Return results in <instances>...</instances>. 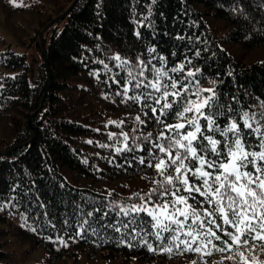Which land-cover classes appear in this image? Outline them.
I'll return each instance as SVG.
<instances>
[{"label":"trees","instance_id":"obj_1","mask_svg":"<svg viewBox=\"0 0 264 264\" xmlns=\"http://www.w3.org/2000/svg\"><path fill=\"white\" fill-rule=\"evenodd\" d=\"M71 2L0 0V264H56L81 254L118 258L119 264H243L235 246L201 253L153 251L139 243L143 237L132 241L114 229L78 233L76 220L82 207L131 199L129 193L147 192L158 178L155 160L149 166L136 158L146 155L147 147L115 153L101 146L123 140L110 132L136 136L157 129L154 120L133 127L141 105L124 102L116 93L126 70L115 66L113 54L133 64L138 56L147 62L151 55L157 67L163 56L168 69L189 58L185 67L201 69L192 83L214 87L221 111H264V57L244 58L264 45V0H78L42 32L46 68L39 33ZM29 48L37 54L32 61ZM113 73L120 85L110 79ZM170 75L187 78L183 70ZM144 111L153 115L150 108ZM140 116L145 119L142 112ZM217 122L227 124V115ZM113 158L115 163H109ZM96 215L102 224L103 213ZM113 220L114 212L108 216ZM48 236H61L67 243ZM260 247L264 241H257Z\"/></svg>","mask_w":264,"mask_h":264},{"label":"snow or ice","instance_id":"obj_2","mask_svg":"<svg viewBox=\"0 0 264 264\" xmlns=\"http://www.w3.org/2000/svg\"><path fill=\"white\" fill-rule=\"evenodd\" d=\"M113 56L115 66L126 70L122 85L115 73L110 77L120 85L116 93L124 97V102L140 104L145 117L142 120L138 112L133 127L154 120L157 129L136 136L110 132V137L119 135L123 140L101 146L115 153L147 147V154L136 158L141 164L147 161L149 166L155 160L158 178L147 192L129 193L131 199L108 200L91 210L82 207L76 220L77 232L87 230L95 234L114 229L132 241L143 237L140 244L160 252L176 248L201 253L219 249L221 245L228 249L235 246L243 264H264V247L257 249V241H264V111L241 109L235 115L221 111L214 87H199V81L192 83L201 69L185 67L189 58L168 69L163 56L159 58V67L152 63L151 55L147 62L138 56L135 64L120 53ZM105 69L111 71L108 65ZM182 70L187 78L170 75ZM145 108L151 109V117ZM223 115H227L228 123L221 126L217 118ZM238 121L243 122V127ZM108 162L115 163V158ZM98 212L103 213L102 224ZM113 212L117 220L109 222L108 216ZM48 223L55 227L51 220ZM93 224L97 227L93 228ZM153 238L157 243H153ZM47 239L67 243L61 236ZM120 242L132 246L128 240ZM199 258L203 260L204 256Z\"/></svg>","mask_w":264,"mask_h":264},{"label":"rangeland","instance_id":"obj_3","mask_svg":"<svg viewBox=\"0 0 264 264\" xmlns=\"http://www.w3.org/2000/svg\"><path fill=\"white\" fill-rule=\"evenodd\" d=\"M207 19H208V16L206 15L205 16ZM0 23H1V19H0ZM224 47H226L228 50H230L232 47L230 45H228L227 43H222ZM235 49V48H233ZM236 50V49H235ZM236 52L238 53H241V55L245 52L243 50H241L240 48H238V50H236ZM27 55H28V59H32V58H35L37 57V54L35 52V50H33L32 48H29L27 51H26ZM246 56H242L244 57L245 59H253L255 58L256 56H258V58L260 57H264V45H261V46H257L256 48H254V50L250 51V52H246L245 54ZM32 61V60H30ZM121 261V259H109V258H105L103 257V255L99 256V255H79V256H76V258L72 259V257H64V258H61L59 260H57V263L56 264H119ZM189 264V261H179V262H162L161 264ZM124 264H147L146 261H138V262H131V261H128V262H125ZM149 264V263H148ZM150 264H154V263H150Z\"/></svg>","mask_w":264,"mask_h":264},{"label":"water","instance_id":"obj_4","mask_svg":"<svg viewBox=\"0 0 264 264\" xmlns=\"http://www.w3.org/2000/svg\"><path fill=\"white\" fill-rule=\"evenodd\" d=\"M78 0H72V2L69 4V6L63 11L61 12L60 14H58L57 16H55L54 18H52L51 20H49L47 22V24L41 29L40 33H39V36H40V46H41V51H42V55H43V61L45 63V66L47 68V61H46V54H45V43H44V40H43V37H42V32L43 30L48 27L50 24H52L53 22L55 21H58L60 20L64 15L65 13L70 10L74 5L75 3L77 2ZM1 153V152H0Z\"/></svg>","mask_w":264,"mask_h":264}]
</instances>
